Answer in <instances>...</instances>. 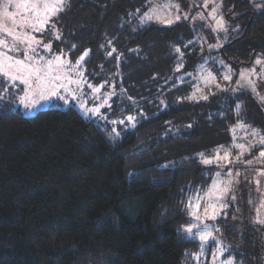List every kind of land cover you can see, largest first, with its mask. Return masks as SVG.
Segmentation results:
<instances>
[{"label": "trees", "instance_id": "1", "mask_svg": "<svg viewBox=\"0 0 264 264\" xmlns=\"http://www.w3.org/2000/svg\"><path fill=\"white\" fill-rule=\"evenodd\" d=\"M146 3L76 0L60 14L62 48L77 46L71 58L90 50L86 75L115 91L119 84L125 88L111 97L109 111L139 116L133 127L115 136L74 107L25 116L9 101L0 105V264H203L199 240L183 231L190 219L180 202L209 183L210 167L193 156L161 167L135 166L196 140L169 132L200 111L215 132L227 130L236 121L238 99L221 108L217 95L183 98L188 83L173 77V53H184L181 74H193L201 62L187 55L197 48L189 45L194 31L185 21L141 25ZM222 12L228 33L214 53L238 66L250 65L257 55L264 59V10L255 12L250 0H222ZM240 96L243 121L257 125L261 113L252 96ZM157 104L163 106L159 112L149 111ZM220 228L229 245L226 256L260 264L259 235L227 224Z\"/></svg>", "mask_w": 264, "mask_h": 264}, {"label": "rangeland", "instance_id": "2", "mask_svg": "<svg viewBox=\"0 0 264 264\" xmlns=\"http://www.w3.org/2000/svg\"><path fill=\"white\" fill-rule=\"evenodd\" d=\"M74 1L76 0H65L63 11L59 13L58 17H53V20L56 23V28L52 30L51 34H49L48 32L42 34L45 38V42L50 41L52 43L53 52L45 53L41 51V55L49 56L56 52L58 46L59 48H62L61 44L59 43L60 40L55 39L56 33L58 32L60 34L59 29H62L60 14L66 12L67 9L69 10ZM159 2L160 0H153V3ZM250 2L252 9L255 12L264 10V0H250ZM2 3L3 0H0V12H2ZM172 3L180 5V10L178 12L175 9L169 10L170 12H172L173 16H180V19L175 20L174 23L178 21L187 22V24L190 26V29L193 30L195 34L192 41H189V45L197 46V48L188 51L187 55L189 53V55L191 54L192 58L201 59L198 67H196V70H194L193 74H190V76H187V74H181V68L179 71H177L178 66L175 67L173 71V77L175 78L177 83H181L182 79L185 81V83H188L183 88V92H188V95L186 96L185 94L183 98L185 100H189L191 94V98L196 99L194 101H205L209 97L217 95L219 96V98L216 104L220 105L221 108L227 106V104L229 105L230 99H238L234 107V111H237L236 105H241L240 110H242L244 104L240 93L247 92L252 96L254 105L261 113V116L258 117V124L255 125L250 122H244V115H242V113H240L239 116H237L236 114V121L234 124L229 126L228 129L223 132H215V129L210 124V121L208 119L202 118L203 113L202 111H200V115L196 119L187 117V122H182V124L184 125L183 128L181 127L182 125L179 126V124V128H168L169 130L171 129L169 132L171 134H176L184 138L195 136L197 137L196 140H185L181 143L169 146L161 153L147 156L141 159L137 163V166H135V168L145 166L161 167L177 159L188 156L196 157L197 161L200 164L204 165L201 162L199 153L203 152L205 153V155L213 153V150L221 144L226 148H230L233 140L232 133L229 131V129L238 122H243L246 125H249V132H244L242 130L237 131L236 135L238 139L236 142L245 143L246 145L254 144L257 145V147L253 148L250 153H245L242 158L243 162L229 164L227 169H223V171H227L228 169L232 170L234 177L232 191L226 197L227 207L223 209L221 216L218 217L215 221H204L205 224L213 226L211 230L212 236L215 238V243L213 244L210 242L208 245H204L202 248L201 242L197 238L200 245L198 256H200L203 264H212L213 257L211 253L214 252L216 248L222 247L225 249L224 256L219 257L215 260V264H221V261L225 257H227L225 254L229 250V245L221 234L220 226L222 224H227L236 231L250 229V231L260 236L262 247L259 262L260 264H264V223L257 222L258 220L264 221V176L259 175V172L264 171V162H261L258 159V152L260 147L258 145L259 137L250 135L251 129H256L260 131L261 135H264V102H262L259 96L253 93L250 89L247 91H233V89H236L237 87L236 82L239 81V73L241 71L251 70L255 68L256 72L258 74H261V78L257 79V77H253V80L256 81L257 91L259 92L260 96H264V63H261L260 65H256L255 63L256 59H260L262 61H264V59L261 56L257 55L250 65L238 66L236 64L232 65V63H227L220 56H218L217 53H214L226 42L225 38L228 33V31L226 30V24L222 12V0H172ZM257 5H259L260 7H257ZM185 16H187V19L184 18ZM234 16L235 14H230L229 18L233 19ZM226 17L228 18V15ZM221 19L224 22L223 29H220L216 23L217 20ZM151 23H155L157 25H165L157 22ZM195 25L201 26L202 31L199 28H193ZM34 35H36L37 38H41L40 33H35ZM193 41H195V43H193ZM185 45L186 43H183V46ZM173 56L177 58L176 64L179 65L181 62L184 64V58L182 57L183 59L181 60L179 54L176 53L175 50ZM78 57L70 58L75 60ZM229 69H231V73H229ZM209 72H211V74L216 77V80L205 83L203 78L207 76ZM84 74L87 77L89 83H92L94 85H104V87L101 89V92L98 94V98L97 94H94L89 88L83 87L82 91L77 92L78 99L72 100L71 98H69L67 104H65V102L62 100L54 98L46 102H41L37 107L29 110L20 103V96L23 95V92L20 91V88L22 86H18L16 88H10L7 92L0 91V95L3 96V98L0 99V105L3 104V102L9 101L14 108L19 109L20 112L25 116H32L40 110H46L49 108L66 109L68 107H74L85 119L99 123V125L101 124V126L104 125L103 127L107 126V129H109L110 132L115 136H118L117 133L121 134V132L125 131L126 129L133 127L136 120L130 122L127 119L129 116H120L118 115L119 113L111 114V112L109 111L110 107L108 105H111V98H108L109 95L112 97L116 95V92L118 95H122L123 93L127 92L125 88L119 84V87H117L115 91L112 84H107L105 83V81H96V78H93V80L90 79L89 76L86 75L85 70ZM224 74H232V81H224L222 79V76ZM216 84H219L220 88H217ZM197 88H199L201 91H197ZM221 89H227V91H222ZM135 91L131 92V94L134 95ZM203 96H207V99H202L201 97ZM106 100L107 103L105 104ZM81 104L85 105L87 109L100 107V114L97 115L92 113L91 111H85L81 108ZM161 107L163 108V106ZM161 107L159 104H157L156 106L151 107L149 111L157 113L161 110ZM143 109L147 108L143 106ZM141 115L143 117V114ZM135 117L137 118L139 116ZM256 118L257 117H255L254 119ZM111 121H117V123H112ZM119 121H123V123H119ZM113 129H115V131H113ZM241 136L245 137V139L240 140L239 137ZM231 151L235 156L240 150L231 149ZM249 160L252 161L251 164L247 163V161ZM204 166L210 167L211 169V178L208 183V185H210L212 183V179L215 176V172L221 171V169L217 168L215 163L213 165ZM237 172L240 173L238 176L236 175ZM257 180L260 181L259 185H257L256 183ZM232 196H235V200H232ZM189 219L191 218L189 217ZM192 223L195 224L196 222L192 221ZM216 229H219V231H216ZM202 251L204 252L203 255L201 254ZM234 261L235 264H239L236 259H234Z\"/></svg>", "mask_w": 264, "mask_h": 264}, {"label": "snow or ice", "instance_id": "3", "mask_svg": "<svg viewBox=\"0 0 264 264\" xmlns=\"http://www.w3.org/2000/svg\"><path fill=\"white\" fill-rule=\"evenodd\" d=\"M64 5L65 0H3L2 12H0V91L7 92L10 88L22 86L20 91L23 92V95L20 96V103L26 109L30 110L37 107L41 102L54 98L67 104L69 98L72 100L78 99L77 92L82 91L83 87L89 88L94 94H97L98 98V94L104 87L103 84L94 85L89 83L84 74V61L89 56L90 50H85L75 60L70 58V56L75 55L74 50L77 47L75 44L70 46L67 53L58 46L54 54L41 55V51L45 53L53 52L52 43L50 41L45 42L42 34L45 32L51 34L52 30L56 28L53 17H58L59 13L63 11ZM257 7L260 6L257 5ZM170 9H175L178 12L180 5L172 3V0H160L159 3L147 0L146 10L139 16L140 24L157 22L171 25L175 20H179L180 16H173L172 12L169 11ZM136 11L139 13L140 9ZM184 18L187 19V16ZM216 23L220 29H223L224 22L222 19L217 20ZM35 33H40L41 38H37L34 35ZM55 39H61L58 32ZM175 51L182 60L184 53L181 52V49L176 48ZM108 55L110 56L111 52ZM255 63L260 65L264 61L256 59ZM181 67H183L182 62L178 65L177 71ZM229 73H231V69H229ZM253 77L261 78V74H258L255 68L241 71L239 81L236 82L237 87L233 91H247L250 89L264 102V96H260L257 91L256 81L253 80ZM203 79L205 83H208L209 81H215L216 77L209 72ZM222 79L231 82L232 74H224ZM216 87L220 88V85L216 84ZM221 90L227 91V89ZM197 91L201 90L197 88ZM2 98L3 96L0 95V99ZM108 98L110 99L111 96L109 95ZM201 98L207 99V96ZM108 106L111 107V105ZM81 108L97 115L100 114V107L87 109L85 105L81 104ZM236 108V114L239 116L241 105L237 104ZM127 119L131 122L135 118L129 116ZM111 122L117 123V121ZM119 123H123V121H119ZM249 129V125L238 122L229 129L233 140L230 148H226L221 144L213 150V153L208 155L203 152L199 153L201 162L204 165L215 163L216 167L221 169V171L215 172L210 185L206 184L202 188L194 190L191 196L180 202L184 214L191 218L186 221L189 226L183 228V231L188 234V238L191 240L198 238L202 248L210 242L215 243L211 230L213 226L205 224L204 221H215L221 216L223 209L227 207L226 197L232 191L234 182L232 170L223 171V169H227L229 164L243 162L242 158L245 153H250L253 148L257 147L254 144L246 145L245 143L236 142L238 139L237 131L249 132ZM250 135L259 137L258 159L264 162V135H261L260 131L256 129H251ZM239 139L244 140L245 137L241 136ZM231 149L240 151L234 156ZM247 163L251 164L252 161L249 160ZM239 174V172L236 173L237 176ZM259 175L264 176V171L259 172ZM256 183L259 185L260 181L257 180ZM231 198L235 200V196ZM192 221L196 223L193 224ZM257 222L264 223V221L259 220ZM216 231H219V229H216ZM224 253V248H216L211 253L213 257L212 264H215L217 258L224 256ZM201 254L203 255L204 252L202 251ZM221 264H235V261L229 254L221 261Z\"/></svg>", "mask_w": 264, "mask_h": 264}]
</instances>
